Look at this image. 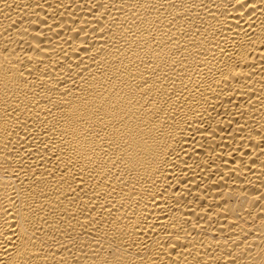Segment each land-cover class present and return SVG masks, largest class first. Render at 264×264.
<instances>
[{
  "label": "bare ground",
  "instance_id": "bare-ground-1",
  "mask_svg": "<svg viewBox=\"0 0 264 264\" xmlns=\"http://www.w3.org/2000/svg\"><path fill=\"white\" fill-rule=\"evenodd\" d=\"M0 264H264V0H0Z\"/></svg>",
  "mask_w": 264,
  "mask_h": 264
}]
</instances>
